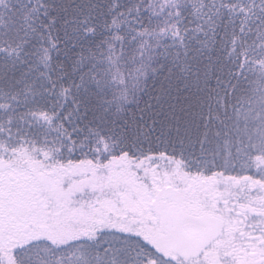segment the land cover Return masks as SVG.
I'll return each instance as SVG.
<instances>
[{
  "label": "snow or ice",
  "instance_id": "1",
  "mask_svg": "<svg viewBox=\"0 0 264 264\" xmlns=\"http://www.w3.org/2000/svg\"><path fill=\"white\" fill-rule=\"evenodd\" d=\"M0 264H264V0H0Z\"/></svg>",
  "mask_w": 264,
  "mask_h": 264
}]
</instances>
